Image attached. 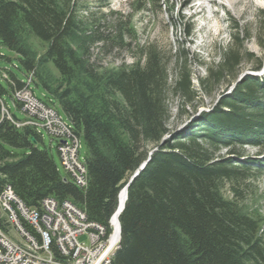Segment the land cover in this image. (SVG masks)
Instances as JSON below:
<instances>
[{
  "label": "trees",
  "instance_id": "obj_1",
  "mask_svg": "<svg viewBox=\"0 0 264 264\" xmlns=\"http://www.w3.org/2000/svg\"><path fill=\"white\" fill-rule=\"evenodd\" d=\"M151 2L160 7V0ZM133 3L136 11L145 8L141 0ZM80 7L78 0H0V45L16 54L24 79L31 74L32 85L43 90L40 99L62 112L87 146V184L79 187L61 175L46 148L31 142V136L41 141L40 133L28 125L17 128L2 114L3 96L12 99L25 84L5 69L0 78L11 93L0 80V195L10 186L33 209L47 197L68 200L89 221L107 225L119 191L146 161L127 187L110 264H264V216L247 207L239 188L264 173L255 158L236 159L247 146L264 150V78L246 74L237 80L243 69L262 67L264 9L253 33L234 25L231 43L197 77L196 88L180 49L172 75L165 52L153 43L131 65H98L90 49L99 42L121 46L122 34L133 29L120 23L100 29L85 22ZM181 25L189 34V26ZM250 39L260 56L246 48ZM231 81L233 89L210 112L186 130L170 132L168 96H176L188 113L185 107L202 92ZM222 149L226 156L219 155ZM0 227L9 229L1 214Z\"/></svg>",
  "mask_w": 264,
  "mask_h": 264
},
{
  "label": "rangeland",
  "instance_id": "obj_2",
  "mask_svg": "<svg viewBox=\"0 0 264 264\" xmlns=\"http://www.w3.org/2000/svg\"><path fill=\"white\" fill-rule=\"evenodd\" d=\"M151 1L141 0V3L145 4V8L136 11L133 0H78V5H82L78 9V13L85 22L94 21L95 24L97 23L102 27L100 29H109V31L117 23L133 29L132 32L122 34L124 37L122 36L123 44L121 46H107L105 48L101 42L95 44L90 49L92 60L104 68L128 66L134 62L135 56L140 55L142 47L153 43L165 52L168 71L172 75L174 54L180 49L187 56L188 68L196 88L199 85L197 77L205 76L206 67L217 63L220 60L222 50L231 43L234 25L236 23L243 24L250 33H253L258 10L264 9V0H235L234 4H229L226 0H213V2L192 0L186 5L183 0H160L159 8H154ZM200 2L206 4L205 9L197 8ZM192 5H196L195 9L191 7ZM181 22L189 26V34L184 33ZM245 46L256 56L261 55V49L254 39L246 41ZM18 64L16 54L0 45V74H3L6 69L15 73L19 79L24 78V74L16 67ZM252 73L253 71L247 68L243 69L237 80ZM3 75L4 77L7 76L6 74ZM254 75L264 78V61L261 69L254 71ZM0 80L11 93L7 83L1 78ZM234 86L235 81H231L227 88L216 87L213 91L202 92L199 100L185 107L188 113L181 110L180 101L176 96H168L171 113L168 121L170 132L178 133L186 130L188 125L196 123L202 114L210 112ZM31 87L37 97L45 100L41 88H36L34 85ZM3 101L9 105L12 114L14 113L19 120H23L24 113L14 108L9 94L3 96ZM60 115L63 120L68 121L62 112ZM39 132L42 140L37 143V146L42 149L46 148L52 155L61 175L67 176L60 162L56 139L51 138L43 128H40ZM86 153L87 146L81 137L79 157L82 161L85 160ZM241 153L242 156L234 157L236 159L255 158L257 169L260 174L264 173V150L247 146L243 148ZM219 155L226 156L227 154L222 149ZM240 185L239 188L242 189L247 207L251 210L260 211L264 216V176L249 178L241 182ZM224 193L226 195L231 194L227 185ZM8 230L15 239L20 238L10 226ZM80 239L84 240L83 237Z\"/></svg>",
  "mask_w": 264,
  "mask_h": 264
},
{
  "label": "built area",
  "instance_id": "obj_3",
  "mask_svg": "<svg viewBox=\"0 0 264 264\" xmlns=\"http://www.w3.org/2000/svg\"><path fill=\"white\" fill-rule=\"evenodd\" d=\"M24 83L14 89L12 98L27 111V118L15 121L1 102L2 114L17 128H43L56 139L60 162L68 177L79 187L86 186V166L79 157L80 136L58 117L55 108L34 95L30 89L31 74ZM0 200L8 207L12 222L29 234V243H18L15 238L4 236L0 227V264H110V252L116 250L119 242L113 220H108L107 225L91 222L70 201L59 202L52 197L42 200L39 209L29 208L10 186L4 188Z\"/></svg>",
  "mask_w": 264,
  "mask_h": 264
},
{
  "label": "bare ground",
  "instance_id": "obj_4",
  "mask_svg": "<svg viewBox=\"0 0 264 264\" xmlns=\"http://www.w3.org/2000/svg\"><path fill=\"white\" fill-rule=\"evenodd\" d=\"M191 1L192 0H183V3L186 5V3L189 4ZM207 1L213 2V0H207ZM226 1L229 4H234L235 0H226ZM191 7H194V9H195L196 5H192ZM197 8H201V10H203V9L206 8V4H204L203 2H200L197 5ZM21 109L25 113L26 118H27V111H24L23 108H21ZM58 117H61V116L58 114ZM2 194H4V191L2 192ZM124 198H125V192H124V188H122L119 191V194H118V203H117L118 211L122 208L123 204L125 203V199ZM0 214L2 216H4V218L6 219V221L9 224V226L19 235L20 238L17 237V239H15V242H18V243H29V234L24 233V231L21 230V228H18L17 225H15V222H12V215L9 214L8 207H5V204H3V200H0ZM109 220H113V222L115 223V226H116V231H115L116 232V236H120V225H119V220H118V212L115 213L114 217L109 218ZM1 231H3L4 236H10V238H14L9 233V230H4L1 227ZM116 236H115V238H117V239L120 238V237H116ZM113 253L114 252H110V261H111V257L113 255Z\"/></svg>",
  "mask_w": 264,
  "mask_h": 264
},
{
  "label": "water",
  "instance_id": "obj_5",
  "mask_svg": "<svg viewBox=\"0 0 264 264\" xmlns=\"http://www.w3.org/2000/svg\"><path fill=\"white\" fill-rule=\"evenodd\" d=\"M11 116H12V118H15V115H14V114H12ZM167 137H168V136H165L164 139H163V141H164ZM30 140H31V142H32L34 145L37 144V142H36V140L34 139L33 136L30 137ZM163 141H162V142H163ZM149 154H150V153H149ZM145 164H146V161H144V162L142 163V165L139 167V169H137V170L131 175V177H130L128 183L125 185V187H124V192H125V198H124V199H125V201H126V199H127V187H128V185H129V183L135 178V176L139 173V171L144 167ZM124 205H125V204H123L122 208H121L119 211H118V209H117L118 216H119L120 213L122 212V210H123V208H124Z\"/></svg>",
  "mask_w": 264,
  "mask_h": 264
},
{
  "label": "crops",
  "instance_id": "obj_6",
  "mask_svg": "<svg viewBox=\"0 0 264 264\" xmlns=\"http://www.w3.org/2000/svg\"><path fill=\"white\" fill-rule=\"evenodd\" d=\"M22 79H24V78H22ZM43 92H42V96H43ZM10 100H11V103H12V105L14 106V108L15 109H17V110H20L21 112H22V110L17 106V104L15 103V102H13V100L10 98ZM8 107H9V105H8ZM9 110H10V112H11V109H10V107H9ZM23 113V112H22ZM23 119H25V114H24V118ZM41 140H42V138H41Z\"/></svg>",
  "mask_w": 264,
  "mask_h": 264
}]
</instances>
